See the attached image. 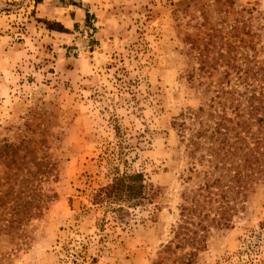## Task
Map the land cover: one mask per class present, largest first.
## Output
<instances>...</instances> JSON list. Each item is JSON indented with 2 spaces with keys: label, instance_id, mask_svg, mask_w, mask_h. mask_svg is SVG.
Here are the masks:
<instances>
[{
  "label": "rangeland",
  "instance_id": "obj_1",
  "mask_svg": "<svg viewBox=\"0 0 264 264\" xmlns=\"http://www.w3.org/2000/svg\"><path fill=\"white\" fill-rule=\"evenodd\" d=\"M70 5L88 21L49 29ZM262 66L264 0H0V264H264L254 137L191 135L224 104L236 126ZM125 171L159 194L119 224L92 196Z\"/></svg>",
  "mask_w": 264,
  "mask_h": 264
},
{
  "label": "trees",
  "instance_id": "obj_2",
  "mask_svg": "<svg viewBox=\"0 0 264 264\" xmlns=\"http://www.w3.org/2000/svg\"><path fill=\"white\" fill-rule=\"evenodd\" d=\"M86 19L88 21V13L86 14ZM44 22L46 23L47 27L51 30H56L59 32H68V29L65 26H63V24L57 21L51 22L48 20H44ZM249 70H254V69H248L246 71L249 72ZM247 74L253 79H250L252 81L247 83L245 87V92H243V94H238L239 97L241 98L235 99L236 104L233 110H235L234 117L237 118V121L235 122L236 126H230L228 124L233 120L225 115L227 114L228 112L227 109L230 108V106L229 105L226 106L224 104L221 109L223 115L217 114L219 120L216 122L214 121L213 125L212 124L210 125L209 123L203 121L202 114L200 115L199 112L192 113L193 119L198 120L197 121L198 127L196 129L191 130V135L195 137H199L201 134H206V132L211 128L210 133L212 135L215 134L217 136H220L221 139L225 140L224 142H228V137L234 136L235 138H237V136L243 132L249 133V137L252 138L254 137V140L256 141L255 143L256 146L253 147L252 150L247 149V152L252 153L251 158L259 161L260 164L259 168L263 173L264 172V84H263L264 66L259 68L258 71L252 72L251 75H249V73ZM257 77L259 79H257ZM257 80H261L262 82L259 84ZM254 81H256V83H254ZM249 85L250 87L248 88ZM226 107L227 109H225ZM199 111H202L201 107H199ZM226 120L228 122L227 124L225 123ZM173 124L179 127L180 133L183 134L186 131V126L183 121L176 122ZM252 125H256V131L251 130ZM192 136L190 137V141H191L190 143L192 145L196 144L199 146L197 140L194 139ZM241 139L244 140L245 138L236 139L234 140V142L230 143L229 145L237 144ZM236 148L237 146L235 145L233 149ZM192 151H194V149H192ZM217 156H219L218 162L220 163V165L221 166L225 165L227 162L226 157H223L221 155H217ZM249 167L250 168L248 170L251 171L252 173V168H251L252 165L250 164ZM226 182H230V181L226 180ZM219 183H221L220 177L215 178L212 182V184H216V185ZM235 186L238 187L239 185H234L233 183H225L223 185L224 192L228 193V191L234 189ZM158 194H159V189L156 186L147 183L143 177L142 172L125 171L121 174H117L113 176L109 183L98 187L93 193L92 201L95 204H99V203L106 204L107 207H109L110 212L113 214V218H115L117 223H119L118 220L120 217L118 214H120V211L123 210L124 206L136 207L139 205L152 204L155 201ZM220 196H221V200H218V205L216 207V213H218L219 216L218 218L213 217L212 221L215 222L214 223L215 225L227 227L229 225V219L225 216L226 214L225 208L232 199H229L226 194H222ZM194 200H195L194 203L195 206L193 208H187L182 205L181 212L185 209H188L189 211H196L198 209L196 208V206L200 205V203H198V200L196 198ZM200 207H205V206L201 204ZM201 227L202 229H205L206 225L201 224ZM188 238L190 240H193V237H188Z\"/></svg>",
  "mask_w": 264,
  "mask_h": 264
},
{
  "label": "crops",
  "instance_id": "obj_3",
  "mask_svg": "<svg viewBox=\"0 0 264 264\" xmlns=\"http://www.w3.org/2000/svg\"><path fill=\"white\" fill-rule=\"evenodd\" d=\"M64 8H66V9L69 8L68 9L69 10L68 16L67 15L63 16V19H69L68 20L69 23L67 25L65 23H63L65 27L69 28V26L74 25L75 23L83 22V20L86 19V13L80 12L78 7L70 5V6H66ZM71 12L74 14L75 18H71V16H69Z\"/></svg>",
  "mask_w": 264,
  "mask_h": 264
}]
</instances>
